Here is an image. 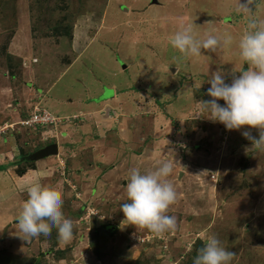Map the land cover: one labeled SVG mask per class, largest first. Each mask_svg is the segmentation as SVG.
Listing matches in <instances>:
<instances>
[{"label":"rangeland","instance_id":"obj_1","mask_svg":"<svg viewBox=\"0 0 264 264\" xmlns=\"http://www.w3.org/2000/svg\"><path fill=\"white\" fill-rule=\"evenodd\" d=\"M239 2L0 0V85L10 81L19 86L17 97L34 93L33 83L25 82L30 75L25 62L31 53L25 33L30 21L32 39L57 43L54 53L61 57L62 75L65 64L84 51L74 69L61 76L66 80L60 87L65 85L63 94L72 96L69 107L78 108L74 113L80 102L95 103L91 109L96 112L84 109L64 116L30 98L19 99V112L13 101L11 108L0 111V126L15 125L0 137V173H9L7 179L0 176V192L14 189L24 203L27 194L15 181L26 174L23 180H39L56 190L65 216L74 222L68 243L60 242L56 229L49 237L29 240L5 202L0 259L6 256L5 241L14 239L29 244L28 256L17 264H111L115 251L121 253L120 264H194L205 238L216 235L235 253L232 264H264V148L242 135L250 131L259 139L260 130L229 131L209 119L201 104L210 99L207 80L212 72L223 70L231 83L250 68L240 57L239 41L248 18L238 11ZM254 10L264 21V0H257ZM79 19L87 20L92 31H80L79 26L78 36ZM188 24L194 25L198 39L230 35L231 43L216 51L203 49L198 57L184 56L170 41ZM88 35L95 40L90 42ZM40 51L32 52L40 57ZM46 77L49 83L56 78ZM94 83L101 84L102 96L92 90ZM78 93L85 101L76 102ZM44 111L61 124L21 126ZM51 145H58L57 156L34 159ZM164 163L173 167L167 181L177 200L167 214L176 218L177 228L157 236L129 225L121 205L128 202L131 169L144 173Z\"/></svg>","mask_w":264,"mask_h":264},{"label":"clouds","instance_id":"obj_2","mask_svg":"<svg viewBox=\"0 0 264 264\" xmlns=\"http://www.w3.org/2000/svg\"><path fill=\"white\" fill-rule=\"evenodd\" d=\"M256 3L257 0H240L238 5V11L248 18L239 50L241 59L250 65L249 70L234 76L231 83L226 82L223 70L212 72L207 80L210 99L201 101V104L209 119L224 125L229 131L245 127L260 130L259 139L250 131H244L242 135L253 146L264 148V21L254 14ZM231 40L230 35L221 38L213 34H208L206 39H198L194 25L188 24L182 26L170 42L182 55L198 57L203 49L216 51L230 44ZM172 171L169 163L144 173L139 169L130 170L126 184L128 202L121 205V212L129 225L147 229L157 236L176 230V218L167 214L177 200L174 186L167 181ZM18 189L27 194L16 220L26 239L49 237L51 230L56 229L61 243L72 240L74 222L65 216L64 201L56 190L39 180L19 185ZM234 257L235 253L225 248L216 235H208L194 264H232Z\"/></svg>","mask_w":264,"mask_h":264},{"label":"crops","instance_id":"obj_3","mask_svg":"<svg viewBox=\"0 0 264 264\" xmlns=\"http://www.w3.org/2000/svg\"><path fill=\"white\" fill-rule=\"evenodd\" d=\"M118 1V0H116ZM221 9V8H220ZM224 11V10H223ZM93 14V13H91ZM97 15V14H95ZM82 18H86V17H82ZM97 18V17H96ZM55 19L51 20V22H54ZM23 24H25V21H22ZM82 23L85 24V27L82 26ZM29 27L28 30L26 29V34L28 35V48H29V52H31L28 55V58L26 59L25 62H27L28 64V68L30 71V75L29 76V81L25 80V82H29V83H33L32 85V89L34 91V93L28 92L26 94H23V97H21L20 95L17 97V95H15L14 91L17 87L19 86H14V83L7 81V83L5 85H0V111L3 110H8L9 108H11V101L14 102V104H16L17 106H15L16 108V112L21 111L20 108V100L21 98L23 99H33L31 102L34 103L36 101H38L39 103L41 102L44 106H48L50 109H52L53 112H55L53 109L56 110V112L61 113L64 116H69V115H74L76 116L78 113H82L84 111V109L86 110H90L89 113H96L95 110L91 109L93 107V105H95V103H91V104H80V101H85V99L80 98V96L82 94L78 93V95L74 98L76 99V102H80L78 104L79 106V111L77 113H74L75 109L78 108H70L69 106L74 104V100H72V96H69V94H63V92L65 91V89H67L64 86L60 87V84H62L63 82H65L66 78L65 77H61V76H66L68 74V72L70 70H73L78 61H81L85 54H82L79 56V58H72L73 62L65 64L67 65V70L63 71L64 74L62 75L61 73V69L59 68V65H61V57L59 54L56 55V53H54V51H56L55 47L57 46V43H51L49 41H44V40H34L32 39V34H31V28H30V24L31 22L28 21ZM80 26L81 30L80 31H89L91 32V24L87 22V20L83 21V20H78L76 22V26H75V31L76 29H78ZM28 31V33H27ZM99 31V30H98ZM77 35L79 33V30L76 31ZM75 34V36H77ZM93 35V34H92ZM79 36V35H78ZM85 36V35H84ZM89 37V41L93 42L95 39L91 38V35H88ZM69 38H71V36H68ZM74 39H72L73 41ZM76 44V43H75ZM35 49H39L40 51V57L36 54H34ZM70 49V53L73 54V50L71 48ZM32 56V57H31ZM34 60V61H33ZM36 60V61H35ZM114 61L118 62V60L115 58ZM52 68H57L56 70H52ZM73 68V69H72ZM28 71V72H29ZM47 75H53L55 78V80L52 83H49V81H47ZM79 81V80H78ZM6 82V81H4ZM25 85V83H24ZM74 86V84H73ZM71 87V86H68ZM85 87V85H84ZM118 86H115L113 88H111V90L114 92L115 88ZM97 89V90H96ZM93 91H95V93L99 94V97L102 96L101 93L99 91H101V84L100 83H94V89H92ZM91 93V92H90ZM89 93V94H90ZM94 96H97V95ZM82 97V96H81ZM30 98V99H29ZM69 101V102H68ZM27 104H30V102ZM26 104V105H27ZM64 105V108H63ZM97 105V104H96ZM22 106V105H21ZM65 106H68L67 108ZM85 106V107H84ZM14 107V106H13ZM20 108V110H19ZM12 112V111H11ZM13 113V112H12ZM61 144V143H60ZM3 150H1L0 152H2ZM3 153V152H2ZM44 162V161H42ZM47 163V162H46ZM0 176L4 177V178H8L9 177V173H0ZM26 176V174L20 178H17V180L15 181L16 184L18 185H22V184H28L29 181L27 180H23V178ZM40 176V175H39ZM36 178V177H35ZM16 187V186H14ZM12 188L10 187L8 190H11ZM13 191H15L14 189L7 192V191H1L0 195H2L1 202H0V214H1V206L5 204V202L7 203L6 205H9V208H11V213L10 215L13 216V220H16L19 216V212L22 210V206L23 203L22 201L19 202V197L17 196L16 193H14ZM17 196V197H16ZM16 197V198H14ZM19 199V200H17ZM19 206V209H18ZM14 209H17L15 211H13ZM19 211V212H18ZM4 242V241H1ZM5 246L4 249L2 251H5L6 256L3 257L2 259H12V261L9 264H17L18 262H24L25 261V256H28V246L29 245L27 243V241H24L23 245H22V241L19 240H14L12 239L11 241H5ZM34 249L36 248L35 245H33ZM26 248V249H25ZM35 252L32 251V255ZM117 252L115 251V256L113 258V260H110L112 263L111 264H120L119 260L121 257L119 254H121L119 252V254H116ZM15 261V262H13ZM98 262H100V259L98 260ZM7 263V262H6Z\"/></svg>","mask_w":264,"mask_h":264},{"label":"built area","instance_id":"obj_4","mask_svg":"<svg viewBox=\"0 0 264 264\" xmlns=\"http://www.w3.org/2000/svg\"><path fill=\"white\" fill-rule=\"evenodd\" d=\"M58 118L52 116V114H50L47 111H44V114L42 113H35L32 117H29L27 120H25L24 122H21V126L23 127H37L39 126H53L56 127L58 125H60V121H56ZM15 125L13 124H6V125H1L0 126V137H2V135H6L8 132H12L15 130ZM96 215V214H95Z\"/></svg>","mask_w":264,"mask_h":264},{"label":"water","instance_id":"obj_5","mask_svg":"<svg viewBox=\"0 0 264 264\" xmlns=\"http://www.w3.org/2000/svg\"><path fill=\"white\" fill-rule=\"evenodd\" d=\"M59 154L58 145H51L41 150L34 159H44L51 156H57Z\"/></svg>","mask_w":264,"mask_h":264},{"label":"trees","instance_id":"obj_6","mask_svg":"<svg viewBox=\"0 0 264 264\" xmlns=\"http://www.w3.org/2000/svg\"><path fill=\"white\" fill-rule=\"evenodd\" d=\"M236 1L238 2L239 0H236ZM234 11H236V10H234ZM42 127L47 128V127H45V126H42ZM38 128H39V127H38ZM39 129H41V126H40ZM44 145H45V144H44ZM2 258H3V257H2ZM2 258L0 259V262H2V261H6V262H7L6 264H9V263L12 261V259H8V260L5 259V260H4V259H2Z\"/></svg>","mask_w":264,"mask_h":264}]
</instances>
